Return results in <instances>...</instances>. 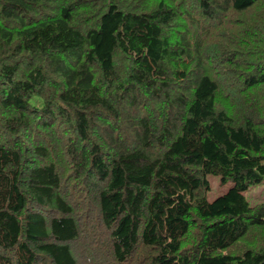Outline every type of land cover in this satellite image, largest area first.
<instances>
[{"label":"trees","instance_id":"1","mask_svg":"<svg viewBox=\"0 0 264 264\" xmlns=\"http://www.w3.org/2000/svg\"><path fill=\"white\" fill-rule=\"evenodd\" d=\"M262 181L264 0H0V264H264Z\"/></svg>","mask_w":264,"mask_h":264},{"label":"rangeland","instance_id":"2","mask_svg":"<svg viewBox=\"0 0 264 264\" xmlns=\"http://www.w3.org/2000/svg\"><path fill=\"white\" fill-rule=\"evenodd\" d=\"M206 180L209 185V191L207 193V200L212 201L217 196L225 193L228 188L231 186L230 183L221 185L217 177L207 175ZM244 197L250 205L257 204L264 199V181L254 188L248 189L244 193Z\"/></svg>","mask_w":264,"mask_h":264}]
</instances>
